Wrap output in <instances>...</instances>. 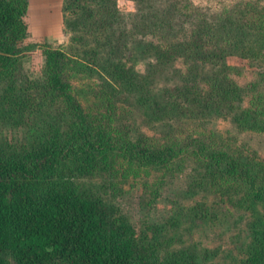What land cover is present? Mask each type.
I'll return each instance as SVG.
<instances>
[{"label": "rangeland", "instance_id": "374dc122", "mask_svg": "<svg viewBox=\"0 0 264 264\" xmlns=\"http://www.w3.org/2000/svg\"><path fill=\"white\" fill-rule=\"evenodd\" d=\"M242 1L251 0H117L118 23L113 28L118 34L127 29L124 37L129 41L121 56L126 71H114L111 63L117 59L107 44L110 26L102 33L81 28L74 38L66 25L73 14L65 9L66 0H26V34L18 43L24 54L13 66L0 62V143L19 149L52 136L55 129L71 131L84 116L91 138L104 132L126 145L199 137L248 156L264 174V132L239 129L230 106L222 107L221 114L203 109V97L219 83L249 88L256 82L264 95V59L252 55L256 48L250 49L254 40L249 37L191 34L199 9L215 17ZM258 1L264 6V0ZM160 16L164 24L155 25ZM47 49H61L87 65L74 70L71 78L78 109L60 110L58 97H51ZM204 55H225V63L199 58ZM224 66L229 81L209 80V74ZM195 67L204 74L197 88L190 86ZM254 101L253 92L246 93L243 105ZM102 156H97L96 172L73 173L74 181L105 196L138 235L160 244L161 251L191 246L203 264H233L247 255L264 226V198H255L249 187L231 179L201 183L194 156L181 155L167 167L140 165L117 147L107 158ZM69 166L74 165L66 164L64 174Z\"/></svg>", "mask_w": 264, "mask_h": 264}, {"label": "trees", "instance_id": "16d2710c", "mask_svg": "<svg viewBox=\"0 0 264 264\" xmlns=\"http://www.w3.org/2000/svg\"><path fill=\"white\" fill-rule=\"evenodd\" d=\"M116 4L117 0H66L65 6L73 13L66 25L74 38L81 28L102 33L111 27L107 44H112V56L117 59L111 63L114 71L124 68L122 47L129 41L124 37L127 29L119 34L114 31L118 23ZM25 5L26 0H0V62L5 63L2 66L15 65L24 54V47L18 43L21 35L26 34L22 19ZM194 22L192 36L249 37L254 40L250 49L256 48L252 55L264 59V6L258 0L225 7L215 17L199 9ZM154 24H164L161 16ZM45 53L46 87L51 97H58L60 110L76 107L71 78L74 70L87 65L61 49H47ZM206 56L199 58L225 63V55ZM203 76L198 67L192 68L190 86L197 88ZM208 76L215 82L230 80L226 66ZM216 86L217 94L215 89L203 97L204 110L221 114L223 108L230 106L231 120L239 129L264 132V95L257 90L258 83L249 88L231 81ZM249 92L256 97L255 105L244 106L243 99ZM80 117L71 131L60 133L58 129L56 133L55 129L52 136L19 149L0 143V264H9V259L15 264H203L195 247L161 251L160 244L148 241L144 234L138 235L105 196L74 181L73 173L96 172L97 156L107 158L115 147L146 166L167 167L181 155L194 156V164L201 169V183L206 179H231L249 187L255 198H264V174L258 164L240 152L215 147L199 137L189 141L172 139L164 144L138 140L118 145L104 132L91 138L84 123L86 118ZM66 164L74 166H69V173L64 174ZM257 231L247 255L233 264H264V226Z\"/></svg>", "mask_w": 264, "mask_h": 264}]
</instances>
